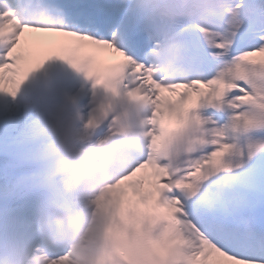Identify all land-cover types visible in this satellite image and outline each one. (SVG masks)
<instances>
[{
    "label": "snow or ice",
    "instance_id": "6c2138e0",
    "mask_svg": "<svg viewBox=\"0 0 264 264\" xmlns=\"http://www.w3.org/2000/svg\"><path fill=\"white\" fill-rule=\"evenodd\" d=\"M51 59L106 92L92 264H264V0H0V93Z\"/></svg>",
    "mask_w": 264,
    "mask_h": 264
},
{
    "label": "clouds",
    "instance_id": "9594fccd",
    "mask_svg": "<svg viewBox=\"0 0 264 264\" xmlns=\"http://www.w3.org/2000/svg\"><path fill=\"white\" fill-rule=\"evenodd\" d=\"M48 131L52 136L48 155L57 180L41 208L37 225L41 243L35 249L9 247L2 264H51L50 257L63 250L75 264H92L97 250L95 233L103 221L91 205L114 178L108 145L101 143L103 137H96L88 122L81 127L72 120H61ZM139 133L132 125L117 139L135 145L140 142ZM245 226L251 236V223Z\"/></svg>",
    "mask_w": 264,
    "mask_h": 264
},
{
    "label": "bare ground",
    "instance_id": "6f19581e",
    "mask_svg": "<svg viewBox=\"0 0 264 264\" xmlns=\"http://www.w3.org/2000/svg\"><path fill=\"white\" fill-rule=\"evenodd\" d=\"M12 112L14 113L15 111H14V110H12Z\"/></svg>",
    "mask_w": 264,
    "mask_h": 264
}]
</instances>
